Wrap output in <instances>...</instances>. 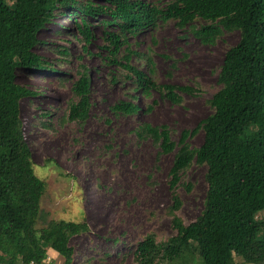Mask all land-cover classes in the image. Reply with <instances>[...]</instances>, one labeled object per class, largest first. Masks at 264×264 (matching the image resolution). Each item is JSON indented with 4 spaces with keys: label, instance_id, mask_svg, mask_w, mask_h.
<instances>
[{
    "label": "trees",
    "instance_id": "obj_1",
    "mask_svg": "<svg viewBox=\"0 0 264 264\" xmlns=\"http://www.w3.org/2000/svg\"><path fill=\"white\" fill-rule=\"evenodd\" d=\"M99 1L0 0V264H40L48 250L62 258L61 264H73L68 240L87 229L60 220L36 230L45 185L34 174L18 120L19 101L30 91L13 81L15 66L58 71L32 50L40 42L39 31L65 11L85 44L93 37L89 20L108 17L101 22L106 29L101 49L109 63L127 71L136 91L148 96L157 89L171 103L182 100L177 90L192 89L157 86L130 65L128 36L153 30L159 21L189 29L204 45H213L224 31L238 32L237 43L224 53L216 79L219 89L207 101L212 111L200 124L183 131L177 142L170 139L166 126L143 124L137 129L139 138H150L161 152L174 151L167 215L175 234L162 242L146 235L133 256L135 264H193L182 256L184 246L193 242L200 250L199 264H264V219L259 216L264 212V0H170L163 7L144 0ZM198 20L202 24L195 26ZM122 48L128 51L124 63L119 60ZM72 92L76 101L67 106L68 120L83 122L91 106L85 68L73 82ZM135 100L130 96L118 101L111 111L136 115L141 110ZM198 130L203 132L202 144L191 148L187 139ZM192 164L206 168V191L200 214L185 225L176 214L181 206L177 187Z\"/></svg>",
    "mask_w": 264,
    "mask_h": 264
},
{
    "label": "rangeland",
    "instance_id": "obj_2",
    "mask_svg": "<svg viewBox=\"0 0 264 264\" xmlns=\"http://www.w3.org/2000/svg\"><path fill=\"white\" fill-rule=\"evenodd\" d=\"M144 1L163 7L170 0ZM67 14L56 15L39 31L40 42L32 50L58 71L13 69L14 83L30 91L19 101L18 120L34 174L45 185L35 228L39 231L50 221L60 220L86 225V230L68 240L73 264H135L133 252L146 235L162 242L175 234L167 215L172 204L168 172L174 151L161 152L150 138H139L137 129L143 124L166 126L170 139L177 142L183 131L200 124L212 111L207 101L219 89L216 79L224 53L237 43L239 34L224 31L213 45H204L189 29L159 21L153 30L128 36V50L133 53L130 65L149 75L157 86L192 89L177 90L182 100L171 103L157 89L148 96L136 91L127 71L109 63L106 50L101 49L106 30L101 22L108 17L89 20L93 37L85 44ZM201 24L198 20L195 26ZM127 53L120 50L121 63ZM83 68L90 81L91 106L85 121L72 122L67 106L76 101L72 84ZM130 96H136L138 114L111 111L115 103ZM202 141V130L187 139L191 148H198ZM205 172L204 166L192 164L181 175L177 187L181 206L176 214L185 225L203 208ZM259 216L264 219V212ZM182 251L187 263H200L195 243ZM47 257L62 263L52 250Z\"/></svg>",
    "mask_w": 264,
    "mask_h": 264
},
{
    "label": "built area",
    "instance_id": "obj_3",
    "mask_svg": "<svg viewBox=\"0 0 264 264\" xmlns=\"http://www.w3.org/2000/svg\"><path fill=\"white\" fill-rule=\"evenodd\" d=\"M30 264H35V263L31 262ZM40 264H58V263L51 260V258L46 257L44 260H42Z\"/></svg>",
    "mask_w": 264,
    "mask_h": 264
}]
</instances>
